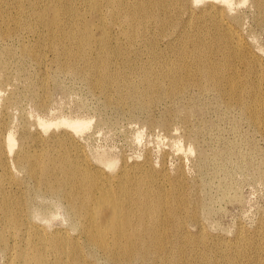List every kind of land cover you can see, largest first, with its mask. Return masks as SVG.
<instances>
[{"label": "rangeland", "instance_id": "rangeland-1", "mask_svg": "<svg viewBox=\"0 0 264 264\" xmlns=\"http://www.w3.org/2000/svg\"><path fill=\"white\" fill-rule=\"evenodd\" d=\"M69 1L74 16L62 15L61 28L70 33L80 28L79 22L89 20L95 39L86 52L70 39L54 46L46 38L43 21L54 17L50 1L0 0L5 29H0V55L5 63L0 70V193L14 192L0 194V264H24L28 255L38 254L37 245L45 247L36 257L42 264H70L77 250L95 264H124L103 250L92 252L82 237L79 245L74 241L73 226L81 228L85 221L68 219L71 211L64 194L71 185L59 181L68 176L79 180L82 174L64 175L63 159L71 161L75 170L76 163L102 170L111 179L104 186L122 199V216L129 210L134 220L147 215L148 222H153L151 206L158 198L184 216L179 228L175 216L161 215L156 238L166 243L176 232L181 245L164 264H264V24L254 1L229 0L230 7L221 0L215 2L218 11L225 8L223 17L238 32L244 50L232 54L222 23L218 39L201 47L212 50L211 64L227 60L224 77L212 81L197 73L199 51L182 60L175 48L167 46L171 39L165 34L179 22L171 10L150 5L144 15L129 22L125 12L135 0ZM166 14L173 24L157 25ZM189 16L187 10L185 18ZM200 18V24L191 23L186 36L171 44L185 43L191 51L197 37L213 36L216 23L209 16ZM6 32L10 35L4 36ZM104 38L112 55L123 53L124 48L128 55L137 51V57L126 65L109 62L114 81L106 85H113L102 88L95 80L103 70L94 64L99 62ZM143 38L152 42L144 44ZM200 59L206 63L204 57ZM65 60H73L79 71L64 68ZM149 66L155 71L171 69L188 79V85L158 96L142 78ZM135 84L145 95L141 100H125L122 95ZM65 120L85 124L77 131L56 125ZM5 133H12L16 140L9 155L1 146ZM44 147L62 158L56 160L49 182L39 181V169L31 173L20 167L14 156L16 152L40 154ZM121 169L127 170V188L118 189ZM88 175L95 177L94 172ZM138 183L144 196L138 193ZM53 185L57 186L54 192ZM3 198L12 201L17 212L30 207L33 217L20 216L35 225L29 230V224H24L22 233L11 227L15 216L2 213ZM110 213L104 207L100 219ZM34 229H44L45 238L31 235ZM140 258L134 264H141Z\"/></svg>", "mask_w": 264, "mask_h": 264}, {"label": "bare ground", "instance_id": "bare-ground-1", "mask_svg": "<svg viewBox=\"0 0 264 264\" xmlns=\"http://www.w3.org/2000/svg\"><path fill=\"white\" fill-rule=\"evenodd\" d=\"M4 0H1V2ZM54 5L53 19L51 21H43V24L48 29V32H45L46 38L51 41L54 46H59L60 44H64V42L70 39L72 45H75L77 49L87 51V46L92 43L95 39L93 32L91 31V22L89 20H84L79 22L80 28L77 30H72L69 32H64L61 28L60 17L62 15H70L74 16L71 10L72 2L69 0H48ZM114 1V0H109ZM128 1V0H121ZM177 1V0H176ZM174 0H135L132 2V6L128 7L126 12V19L129 22H133L137 20L138 16H142L146 13L148 6H162L167 11L174 12L175 18L178 19V23H176L175 28L169 33L165 34L169 37L168 44L170 49L175 48L179 52L180 58L183 60L187 56H192L193 52L199 51V55L204 57L203 63L200 59L195 63L198 69L197 73L199 76L201 75L204 80L212 81L219 80L224 77L225 70L228 66L227 60L222 62L220 65L211 64L213 61L212 58V50L201 49V47H205L209 44L213 43V38L218 39L221 35L220 28L222 23L224 24V41L227 44H231L233 47L232 54L239 55L242 50H244L243 42L235 30L233 26L228 24L224 17L223 11H218L215 9V2L219 0H178L177 2ZM226 3L227 7H230L229 0H221ZM259 9L262 22L264 24V0H253ZM173 4H175V10L172 9ZM33 5H37L34 3ZM194 7H198L200 9L195 10ZM187 10L190 11V16L185 18L187 14ZM181 11V12H180ZM200 12V16L198 17L196 13ZM1 13V8H0ZM184 13V15H183ZM209 16L211 20H213L216 25L215 32L213 36H208L203 39L197 37L193 41V47L190 51L185 43L173 45L171 44L172 40L179 39V37H185V32H189L187 27L190 24L201 23L197 19L201 20L200 17ZM163 21L166 24H169L173 20L170 18L168 14L164 16V19L161 18L158 20L157 25L163 26ZM0 29H4L0 18ZM104 31H106L104 29ZM23 31H21L22 33ZM25 32V31H24ZM30 32V31H28ZM9 32H6V35L9 36ZM24 38V37H23ZM144 44H150L152 40L148 38H143L141 40ZM100 43L103 47L102 52L100 53L99 62L96 65L100 70V65L103 70V73L99 75L95 84L101 86L102 88L107 87L108 85L113 83V75L108 72V64L116 63L117 65H126L129 60L134 59L137 51H134L132 54L128 55L126 49L123 53H118L117 55H112V53L106 49V41L104 39H100ZM140 44V43H138ZM153 44V43H152ZM140 47V46H137ZM174 49V50H175ZM201 49V50H200ZM190 53V54H189ZM189 54V55H188ZM62 66L66 69L79 71L78 65L73 60H65L62 62ZM5 67L4 61L1 59L0 55V70H3ZM182 71L189 72L188 68H182ZM5 71H2L4 73ZM1 74V73H0ZM142 78H144V82L149 83L150 87L153 89V93L160 96L162 91L167 93H176L180 90V87L184 84V87L188 85V79L183 78L177 72L168 69L155 71L152 70V67L149 66L146 68L145 73ZM110 84L106 85L108 82ZM165 83L169 85V87L165 86ZM106 85V86H105ZM113 85V84H112ZM137 84L133 85L128 89L127 93H124L122 97L125 100H141L145 95L144 90H141ZM221 90V87H218ZM117 89L121 91V87L117 86ZM223 91V88H222ZM5 119L1 123H4ZM85 124L84 121H70L65 120L56 123V125H63L75 131L78 130L79 127ZM40 126L45 129V125L41 122ZM39 142H42L43 139L40 137L38 139ZM2 151L9 155V153L14 152L16 145V140L12 133H5V136L2 139ZM8 142V146L5 145ZM41 153H18L14 154L17 164L20 167H26L31 173H34L36 169L40 170L39 181L49 182V173L54 169V164L56 160H61L62 158L58 156V152L53 151L49 148H42ZM63 169L64 175L74 174L75 172H80L82 174V178L77 180L76 178L66 177L59 182L62 184L69 183L70 187H65L67 189L66 194H64L66 198V202L71 211L68 215V219L76 222L77 219H84L85 225L81 226V228L74 227L73 229L76 231L74 235V241L79 245V238L82 237L85 243V246L90 249L92 252H98L103 250L110 259L116 262H122L124 264H134L133 260L137 257H141V264H164L167 261H171L174 258L175 249L179 248L181 245L176 241V232L173 233L168 239L165 241L166 243H162L159 237L156 238L155 231L157 226L161 223V215L166 216L170 213V216H175L178 221V226L181 228L184 216L173 206L165 207L161 204L160 199L158 198L157 204L152 207L153 214V222H148L147 215L143 217H139L134 220L131 211H125V215L122 216L123 202L119 197H114L113 193L109 190L108 187L104 186L108 184V181L111 182L109 177L106 178L104 172L100 169L93 170L88 165L82 163L77 164V170H75L73 163L71 161H66L63 159ZM0 162H3V158H1ZM110 164H115V162H110ZM143 169V168H142ZM126 169H121L119 172L120 180L118 182V189L127 188L125 181ZM94 172L95 177L91 178L88 174ZM55 174V173H53ZM0 184H3L1 181ZM139 184L138 193L144 196V188L141 187V183ZM61 185V184H59ZM110 187V185H108ZM51 190L54 192L57 190V186L53 185ZM3 196H8L10 194H14L13 191H3L0 193ZM104 207H108L111 210L110 215L103 217L100 219V212ZM26 210V212H25ZM1 211L4 215H13L15 218L11 221V227L15 228L19 233H22L23 225L27 223L29 226L27 228L31 229V224L35 225V222L28 221L26 219H22L20 215L33 217L30 207H26L24 209V213L22 212V208L20 212H17L14 209L12 201L3 198L1 200ZM74 214V215H72ZM82 216V217H81ZM73 217V218H72ZM78 230V231H77ZM110 234V241H108V235ZM36 237L45 238L44 229L37 230L34 229V232L31 233ZM0 236H3L2 231H0ZM66 240H70L66 237ZM71 238V237H70ZM75 246V245H74ZM78 248L77 246H75ZM5 248V247H4ZM45 248L43 245H37L34 249L38 251L37 255L28 257L25 259L24 264H42V260L36 259V257L41 256L42 249ZM79 249V248H78ZM78 256L75 254L74 258L70 261V264H95L90 259L84 256L83 251L77 250ZM65 262V258L62 257V261Z\"/></svg>", "mask_w": 264, "mask_h": 264}]
</instances>
